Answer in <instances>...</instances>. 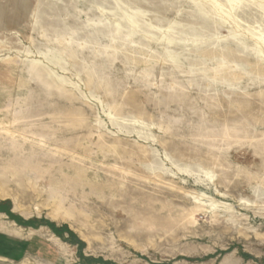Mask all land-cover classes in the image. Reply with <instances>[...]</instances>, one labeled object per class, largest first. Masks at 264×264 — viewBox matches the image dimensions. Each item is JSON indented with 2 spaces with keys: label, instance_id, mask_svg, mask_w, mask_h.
Masks as SVG:
<instances>
[{
  "label": "rangeland",
  "instance_id": "rangeland-1",
  "mask_svg": "<svg viewBox=\"0 0 264 264\" xmlns=\"http://www.w3.org/2000/svg\"><path fill=\"white\" fill-rule=\"evenodd\" d=\"M0 220L53 264H264V0H0Z\"/></svg>",
  "mask_w": 264,
  "mask_h": 264
},
{
  "label": "crops",
  "instance_id": "crops-1",
  "mask_svg": "<svg viewBox=\"0 0 264 264\" xmlns=\"http://www.w3.org/2000/svg\"><path fill=\"white\" fill-rule=\"evenodd\" d=\"M19 230L22 228L1 225L0 220V264H53L57 245L42 234Z\"/></svg>",
  "mask_w": 264,
  "mask_h": 264
}]
</instances>
